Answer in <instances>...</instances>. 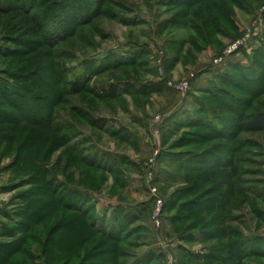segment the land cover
I'll return each mask as SVG.
<instances>
[{
    "label": "rangeland",
    "instance_id": "1",
    "mask_svg": "<svg viewBox=\"0 0 264 264\" xmlns=\"http://www.w3.org/2000/svg\"><path fill=\"white\" fill-rule=\"evenodd\" d=\"M243 101L264 111V0H0V264H264L223 260L264 248Z\"/></svg>",
    "mask_w": 264,
    "mask_h": 264
},
{
    "label": "trees",
    "instance_id": "2",
    "mask_svg": "<svg viewBox=\"0 0 264 264\" xmlns=\"http://www.w3.org/2000/svg\"><path fill=\"white\" fill-rule=\"evenodd\" d=\"M252 36L254 37V40L256 42H258V40L256 39V35L252 34ZM247 48L248 49L250 48V44L245 46V47L240 48L237 51V53L240 54L243 51L247 50ZM253 50H255V49H253ZM192 81H194V80H191V84H192ZM75 85L76 86L71 89L72 94L80 93L83 89L82 86L79 85V83H77ZM225 105L227 107V110H229L230 113L232 115H234V118H233L232 126L229 129L230 132H228V134L226 136L225 135H220V136H225L226 138H235L237 141L238 136L241 133H244V134L264 133V111H254L253 113L248 114V108L249 107L247 105H249V104L245 103L244 101L242 103H231V104L225 103ZM34 112L37 113L36 111H34ZM51 119H52V117H51ZM39 120H40V116L37 115L35 121L39 123ZM200 121H201V119L199 117L194 116L191 120L186 121L185 123L181 122L180 124H177V126H186L188 124L195 125V122L200 123ZM206 123H208V125L210 126L209 122H206ZM34 124H36V123H34ZM211 126L213 127V125H211ZM227 128H229V127L227 126ZM213 129L216 130L215 126L213 127ZM223 131L224 130L222 129V130L216 131V132L219 135ZM238 152H239V149L237 147H235L233 154H235L237 156ZM199 156L203 158V159H201V161L203 163H204V161H206L204 164H207L209 162L208 159L205 158L203 154L199 155ZM228 164H229V162L226 161L224 164L221 165V167H225ZM192 165L191 166L188 165V167L192 168ZM211 166L214 167L213 165H211ZM193 205H195V203H192V205H190V206L194 207ZM207 236H208V238L212 237V235H210V234H208ZM232 245H233V242H231L228 245V249L226 251L227 253H226V256H224L223 260H226V257L228 259L235 258L238 261H240L242 258L243 259H247V258L251 259V258H255L257 256L264 257V248L261 249L258 247L255 248L254 246H248V244H246L245 241L240 240L234 246L237 248L233 252L231 250ZM211 256H213V255L208 254L207 256L200 258L202 260H199V261H203V260L205 261L206 259H214V260L217 259L216 257L213 256V258H212ZM197 258L199 259V256L194 257L195 260ZM138 264H140V263H138Z\"/></svg>",
    "mask_w": 264,
    "mask_h": 264
},
{
    "label": "built area",
    "instance_id": "3",
    "mask_svg": "<svg viewBox=\"0 0 264 264\" xmlns=\"http://www.w3.org/2000/svg\"><path fill=\"white\" fill-rule=\"evenodd\" d=\"M251 38V35H248L241 41L237 42L236 44H234L229 50L228 52H226V55H230L232 53H235L237 50H239L242 47H245L249 44L248 40ZM195 78V75H193L190 79L186 80L185 82H183L182 84H180V86L177 87L178 90H185L186 88L190 87V82L192 79Z\"/></svg>",
    "mask_w": 264,
    "mask_h": 264
}]
</instances>
